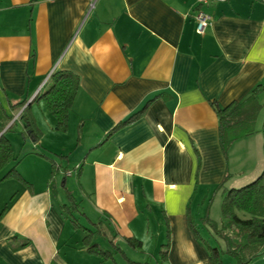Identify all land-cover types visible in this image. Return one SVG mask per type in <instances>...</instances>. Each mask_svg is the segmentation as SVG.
I'll return each mask as SVG.
<instances>
[{
	"label": "crops",
	"instance_id": "obj_1",
	"mask_svg": "<svg viewBox=\"0 0 264 264\" xmlns=\"http://www.w3.org/2000/svg\"><path fill=\"white\" fill-rule=\"evenodd\" d=\"M196 7L0 0V135L14 157L0 180L12 169L20 176L0 181V264H212L201 233L218 243L206 219L224 225L214 205L219 199L222 210L227 185L243 174L237 150L255 136L264 154V92L257 133L227 155L215 106L245 101L264 84V0L205 8L212 23L204 35ZM55 71L80 83L66 131L36 101ZM27 107L39 143L25 138Z\"/></svg>",
	"mask_w": 264,
	"mask_h": 264
},
{
	"label": "trees",
	"instance_id": "obj_2",
	"mask_svg": "<svg viewBox=\"0 0 264 264\" xmlns=\"http://www.w3.org/2000/svg\"><path fill=\"white\" fill-rule=\"evenodd\" d=\"M79 84L77 75L71 72L55 71L49 79L50 88L36 98V101L43 100L46 103L47 108L57 120L59 131L67 130L70 111L79 90ZM262 92H264V84L258 85L245 101L233 102L225 108L215 105L220 121V144L225 155L235 141L257 133L256 123L263 108L258 101V95ZM25 104L19 106L23 108ZM147 107L118 125L112 133L139 120ZM22 121L25 127V138L39 143L41 135L30 115L29 107L23 111ZM261 132L264 137V124ZM13 158L11 143L3 134L0 137V173L7 168ZM52 163L55 173L59 169L54 161ZM19 177L16 170L12 169L0 181ZM224 185L225 182L222 183L221 188ZM74 208L77 209L76 206ZM221 211L224 225L220 227L217 223L206 219L207 225L213 230L215 237L225 242L224 254L237 259L238 264L250 263L254 257L264 251V171L255 182L240 189L228 190L224 196ZM241 213L248 215L249 218H241ZM129 244L135 249L141 248V242L138 240H129ZM205 244L210 251L212 264H223L221 251L208 243ZM90 249L103 258L109 255L102 249L95 250L94 247Z\"/></svg>",
	"mask_w": 264,
	"mask_h": 264
},
{
	"label": "rangeland",
	"instance_id": "obj_3",
	"mask_svg": "<svg viewBox=\"0 0 264 264\" xmlns=\"http://www.w3.org/2000/svg\"><path fill=\"white\" fill-rule=\"evenodd\" d=\"M263 111V110H262ZM262 115L264 114V111L261 113ZM239 151V152H238ZM236 156V155H235ZM261 157V159H260ZM242 161L243 163V169H241V172L243 174H241V176L236 177L233 181H231L227 187L229 190L231 189H240L243 188L253 182H255L262 174V172L264 171V154L261 151V153L259 154V150L258 152L255 150V136L252 139L251 144L249 145V147H240L239 146V150H237V156L235 158V160L237 161ZM262 161V162H261ZM58 190V191H57ZM56 191L58 192V194L63 197V199H65V195L64 192L61 190L60 188V184H58V187L56 189ZM241 218H249L248 215L241 213L240 214ZM213 218L216 221H221L222 220V212H221V201L218 199L216 200V204L214 205V214H213ZM213 234V232H211ZM202 236L211 244L212 247L218 248L221 251V260L223 262V264H238L237 259L230 257L227 254H224L226 250V244L223 240L221 239H217L218 243H216L217 241H215L216 238L211 239L208 233H201ZM245 240H243V244H245ZM127 250V249H126ZM125 251V250H124ZM128 256L132 259V260H136L142 258V260L144 259V255H141V252L137 251V254H134L133 252H131V250L126 251ZM223 252V254H222ZM146 262V261H144ZM150 264H156L155 262H151ZM248 264H264V251L254 257L250 263Z\"/></svg>",
	"mask_w": 264,
	"mask_h": 264
},
{
	"label": "built area",
	"instance_id": "obj_4",
	"mask_svg": "<svg viewBox=\"0 0 264 264\" xmlns=\"http://www.w3.org/2000/svg\"><path fill=\"white\" fill-rule=\"evenodd\" d=\"M227 0H196V31L199 35H204L212 23V17L205 11V8L216 4L224 3Z\"/></svg>",
	"mask_w": 264,
	"mask_h": 264
},
{
	"label": "water",
	"instance_id": "obj_5",
	"mask_svg": "<svg viewBox=\"0 0 264 264\" xmlns=\"http://www.w3.org/2000/svg\"><path fill=\"white\" fill-rule=\"evenodd\" d=\"M1 136V135H0Z\"/></svg>",
	"mask_w": 264,
	"mask_h": 264
}]
</instances>
